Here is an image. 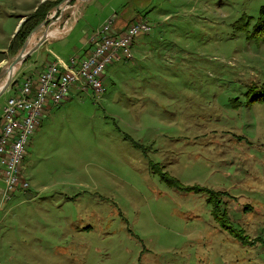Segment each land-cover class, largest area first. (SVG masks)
I'll list each match as a JSON object with an SVG mask.
<instances>
[{"label":"rangeland","instance_id":"obj_1","mask_svg":"<svg viewBox=\"0 0 264 264\" xmlns=\"http://www.w3.org/2000/svg\"><path fill=\"white\" fill-rule=\"evenodd\" d=\"M55 1L26 47L60 34L14 71L0 130L52 52L82 59L80 39L112 16L118 32L152 30L101 94L74 86L47 107L21 163L27 190L6 200L0 175V264H264V0H0V74L24 47L10 50L18 22Z\"/></svg>","mask_w":264,"mask_h":264},{"label":"built area","instance_id":"obj_2","mask_svg":"<svg viewBox=\"0 0 264 264\" xmlns=\"http://www.w3.org/2000/svg\"><path fill=\"white\" fill-rule=\"evenodd\" d=\"M113 26L114 22L109 21L96 34L92 40L95 46L89 57H71L69 61L58 58L43 69L37 83L28 78L20 95L7 101L0 130V175L6 185V200L19 188H29V184L20 179L21 163L47 107L52 105L54 108L67 101L74 86L81 90L92 86L101 94L106 69L122 59H131L135 39L152 30L151 25L142 21L134 23L123 34L111 32Z\"/></svg>","mask_w":264,"mask_h":264},{"label":"trees","instance_id":"obj_3","mask_svg":"<svg viewBox=\"0 0 264 264\" xmlns=\"http://www.w3.org/2000/svg\"><path fill=\"white\" fill-rule=\"evenodd\" d=\"M53 3H43L32 14L22 17L25 18V20L21 24L19 31L16 33L15 37L12 39L10 50H13L15 54L17 53V51L23 46V44H25L29 34L47 19L49 12L54 5H57L58 1H55ZM262 14L264 15V7L262 8ZM215 208L217 210L218 205H215ZM216 218L225 223L223 217L217 216ZM229 230L232 231L233 229L229 228Z\"/></svg>","mask_w":264,"mask_h":264},{"label":"crops","instance_id":"obj_4","mask_svg":"<svg viewBox=\"0 0 264 264\" xmlns=\"http://www.w3.org/2000/svg\"><path fill=\"white\" fill-rule=\"evenodd\" d=\"M109 20H114V26H113V29H112V32L114 33V34H122V33H124V32H118L117 31V27H121V25H123V22L122 21H120V22H118V20L116 19V16H112L111 18H109ZM136 22V21H135ZM135 22H132L131 24H134ZM20 24L21 23H19L18 22V24L16 25V28H15V31L16 30H18V28L20 27ZM74 28H75V26H74ZM73 30V29H72ZM72 30L69 32V34L72 32ZM99 31V30H98ZM97 31V32H98ZM97 32L93 35L94 37H95V35L97 34ZM69 34H67L66 36H68ZM65 36V37H66ZM91 37V36H89V37H83V38H81L80 39V46H82V48H80V47H76L78 50H77V53H76V55H78V56H80L81 58H87V57H89L90 55H91V52L93 51V49H94V45L95 44H93L92 43V38H94V37ZM54 40H51V41H48V43L46 44V46L48 45V44H51L52 42H53ZM134 44H135V42H134ZM133 44V45H134ZM5 52V50H1L0 51V53H4ZM53 54H55V55H57L58 57H60V59H62V60H64V61H69V59L71 58H69V59H67V60H65L63 57H61V56H59L57 53H55V52H52ZM2 60V61H1ZM0 60V67L1 66H3L4 65V63H5V61L6 60H4V59H1ZM46 61H47V63H49L51 60H54L55 61V57H53V55L52 56H48L46 59H45ZM46 63V62H45ZM42 71V70H41ZM24 81H25V79H24ZM75 92H77V90L75 91V89L71 92V94L73 93H75ZM18 93H19V91H18ZM17 93V94H18ZM71 98H73V96L71 95V97H70V99Z\"/></svg>","mask_w":264,"mask_h":264},{"label":"water","instance_id":"obj_5","mask_svg":"<svg viewBox=\"0 0 264 264\" xmlns=\"http://www.w3.org/2000/svg\"><path fill=\"white\" fill-rule=\"evenodd\" d=\"M87 0H79V4L86 2ZM48 21H45L44 23H42V25L47 24ZM42 25H40L39 27H41ZM38 27V28H39ZM59 30L55 29L53 31H50L49 33H45L42 38L40 39V41L37 43V45L31 49L30 51H27L26 53V45L27 42L24 44L23 49L21 50V52L17 55V57L15 58V60L11 63V65L8 67V69L4 70L1 72L0 74V80L2 79V77L7 74V79L6 82L4 84V86L1 87L0 89V95L3 94L8 87L10 86L11 83V79H12V75L14 73V71L16 70V68L27 58V56H29L33 51H35L38 47H40L45 41L49 40V38H51L52 36H54V33H58Z\"/></svg>","mask_w":264,"mask_h":264},{"label":"bare ground","instance_id":"obj_6","mask_svg":"<svg viewBox=\"0 0 264 264\" xmlns=\"http://www.w3.org/2000/svg\"><path fill=\"white\" fill-rule=\"evenodd\" d=\"M59 34H60V32H59ZM53 35H56V33H54ZM35 35H33L32 36V38H31V40H30V42H29V44H28V46L26 47V52L29 50V48H31L32 46H33V44L35 43Z\"/></svg>","mask_w":264,"mask_h":264}]
</instances>
